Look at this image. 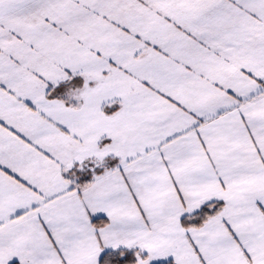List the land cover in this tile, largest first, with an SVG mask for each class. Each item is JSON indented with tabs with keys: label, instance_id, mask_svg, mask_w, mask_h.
<instances>
[{
	"label": "snow or ice",
	"instance_id": "6c2138e0",
	"mask_svg": "<svg viewBox=\"0 0 264 264\" xmlns=\"http://www.w3.org/2000/svg\"><path fill=\"white\" fill-rule=\"evenodd\" d=\"M0 264H264V0H0Z\"/></svg>",
	"mask_w": 264,
	"mask_h": 264
}]
</instances>
